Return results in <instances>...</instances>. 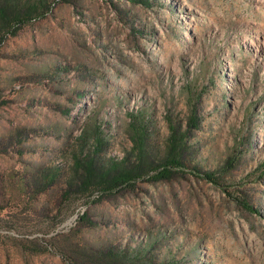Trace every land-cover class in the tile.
I'll return each instance as SVG.
<instances>
[{
	"label": "rangeland",
	"instance_id": "rangeland-1",
	"mask_svg": "<svg viewBox=\"0 0 264 264\" xmlns=\"http://www.w3.org/2000/svg\"><path fill=\"white\" fill-rule=\"evenodd\" d=\"M46 1L0 43V264H264V0Z\"/></svg>",
	"mask_w": 264,
	"mask_h": 264
},
{
	"label": "trees",
	"instance_id": "trees-1",
	"mask_svg": "<svg viewBox=\"0 0 264 264\" xmlns=\"http://www.w3.org/2000/svg\"><path fill=\"white\" fill-rule=\"evenodd\" d=\"M48 7L46 0H0V43L8 35H16L23 26L32 20L44 16ZM196 123V117L191 116L189 124L196 127ZM131 126L139 136L140 133L134 123ZM180 145V140L174 138L170 140L168 149L160 164L150 168L153 173L147 177L149 180L167 179L174 169L181 166L177 152ZM92 162L91 159L84 166L85 175L81 182L82 187H88L96 182L103 190H112L118 186L132 183L145 168V163L140 162V160L131 167L123 161L119 164L113 162L107 168L100 167L99 169L94 167ZM146 173H149V171H146ZM204 175L207 179H214L210 173ZM244 204L251 208L248 204Z\"/></svg>",
	"mask_w": 264,
	"mask_h": 264
}]
</instances>
